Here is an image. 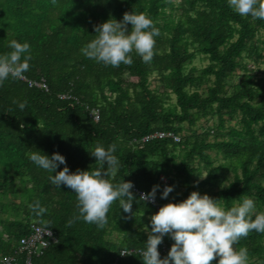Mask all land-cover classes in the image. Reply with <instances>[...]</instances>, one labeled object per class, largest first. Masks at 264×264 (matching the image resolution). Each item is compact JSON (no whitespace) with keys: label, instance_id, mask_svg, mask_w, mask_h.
Instances as JSON below:
<instances>
[{"label":"trees","instance_id":"obj_1","mask_svg":"<svg viewBox=\"0 0 264 264\" xmlns=\"http://www.w3.org/2000/svg\"><path fill=\"white\" fill-rule=\"evenodd\" d=\"M125 12L144 13L159 29L151 63L135 51L131 66L86 58L80 49L98 35L94 25L122 20ZM12 40L29 43L32 59L23 79L0 86V213L6 215H0V258L14 254V264H26L20 240L38 225L52 238L30 264H143L151 216L192 191L219 199L225 209L251 198L256 213L264 212V75L248 67L264 63V20L240 16L228 0H0V55L11 51ZM197 56L207 64L191 65ZM238 72L240 79L231 81ZM226 116L237 126L226 130ZM213 117L217 123L201 131L198 123ZM155 132L165 135L144 139ZM98 144L116 145L119 168L109 179L131 181L134 198L113 202L102 229L83 220L69 226L78 215L76 193L52 184L55 173L29 154L59 152L70 172L92 171ZM209 149L223 162L215 163ZM156 185L155 204L140 198ZM166 185L174 190L162 199ZM121 199L132 204L131 213ZM36 201L47 211L33 212ZM173 243L163 238L161 258ZM241 247L248 264H264V233L241 237L234 248Z\"/></svg>","mask_w":264,"mask_h":264},{"label":"clouds","instance_id":"obj_2","mask_svg":"<svg viewBox=\"0 0 264 264\" xmlns=\"http://www.w3.org/2000/svg\"><path fill=\"white\" fill-rule=\"evenodd\" d=\"M228 5L242 17L264 20V0H228ZM94 30L98 35L80 51L86 58L112 67H119L122 63L131 66L133 59L130 54L133 51L144 63H151L156 43L154 37L160 34L151 18L134 12H125L122 20L109 18L102 24L94 25ZM9 47L10 52L0 55V86L9 78L23 79L30 68V44L12 40ZM25 104L19 103V108L23 110ZM115 150V144L107 149L98 144L90 153L98 167L92 171L78 169L76 172H70L65 157L59 152L51 157L40 152L29 154L35 165L55 173L49 176L52 184L57 187L64 185L76 193L78 215L69 219V226L76 220H83L102 229L108 222L107 214L113 202L122 197L133 200L134 185L131 181L114 185L109 179L116 176L119 168V160L113 154ZM59 165L64 167L57 171ZM158 187L153 186L140 198L154 202ZM173 190L174 186L166 185L161 198L166 199ZM121 206L125 213H131L132 204H125L121 199ZM29 207L37 215L47 211L39 201ZM150 223L146 249L141 252L143 264H212L217 257L218 264H248V250L243 247L236 250L234 245L253 230L264 233V212L256 213L251 198L245 197L239 205L225 209L219 199L192 191L178 203L168 202L161 206L151 216ZM165 236H170L174 243L167 256L161 258L158 246ZM119 254L131 255L126 250H121Z\"/></svg>","mask_w":264,"mask_h":264},{"label":"built area","instance_id":"obj_3","mask_svg":"<svg viewBox=\"0 0 264 264\" xmlns=\"http://www.w3.org/2000/svg\"><path fill=\"white\" fill-rule=\"evenodd\" d=\"M37 85H40V84H37ZM92 114H93V118L97 120L98 119L97 111L95 110L92 111ZM164 135H165L164 132H155L153 134L147 135L146 137H144V139L162 137ZM176 139L178 140V137ZM142 193L144 192H139L140 196ZM148 201L150 203H154V204L156 203L155 201L154 202L151 200H148ZM32 229L33 230L27 237H24L20 240L19 251L25 252L27 254L26 260H25L26 264H30V255L33 252L38 251L42 247H45L49 239L52 238V233L47 228L35 225L32 227ZM14 263H16V257L14 254L5 255L0 258V264H14ZM111 264H114V263H111Z\"/></svg>","mask_w":264,"mask_h":264},{"label":"rangeland","instance_id":"obj_4","mask_svg":"<svg viewBox=\"0 0 264 264\" xmlns=\"http://www.w3.org/2000/svg\"><path fill=\"white\" fill-rule=\"evenodd\" d=\"M176 4H178L179 0H175ZM207 64V61L202 57V56H197L194 61L192 62L191 65H195L196 67H203ZM253 72V74L255 76H263L264 75V63L260 62L258 64H254V63H251L249 62V66ZM241 77V73H237L236 76H234L231 81L233 82H237ZM150 80H151V86L154 87V86H157L156 85V78L154 76H151L150 77ZM172 100L174 101V98L172 96ZM226 118V123H225V129L227 130L229 127L231 126H237V121L236 119H230L228 118L227 116L225 117ZM217 123V120L215 117L213 118H210V119H204L203 121H201L200 123H198L199 126V129L201 131L205 130L206 127L208 126H212V125H215ZM225 131V130H223ZM210 139L212 138V136L209 137ZM208 152L213 156L214 160H215V163H218V162H223V159H222V156L220 153H217L216 150L214 149H209ZM204 176V175H203ZM202 176V177H203ZM232 177V174H229V178ZM177 191L181 192L182 191V188H177ZM0 215H2L3 217L6 216L5 214H2L0 213ZM113 237H117L116 234H113L112 235Z\"/></svg>","mask_w":264,"mask_h":264}]
</instances>
